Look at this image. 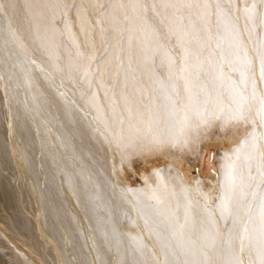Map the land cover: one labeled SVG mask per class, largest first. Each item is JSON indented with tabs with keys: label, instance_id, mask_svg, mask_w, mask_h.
I'll return each mask as SVG.
<instances>
[{
	"label": "bare ground",
	"instance_id": "bare-ground-1",
	"mask_svg": "<svg viewBox=\"0 0 264 264\" xmlns=\"http://www.w3.org/2000/svg\"><path fill=\"white\" fill-rule=\"evenodd\" d=\"M262 73L264 0H0V264H264Z\"/></svg>",
	"mask_w": 264,
	"mask_h": 264
},
{
	"label": "rangeland",
	"instance_id": "rangeland-1",
	"mask_svg": "<svg viewBox=\"0 0 264 264\" xmlns=\"http://www.w3.org/2000/svg\"><path fill=\"white\" fill-rule=\"evenodd\" d=\"M213 144L207 147H200L199 152L193 156H191L188 159V163H193L196 165V169L192 171V175L195 177H199L201 179H207L208 177H211L209 174V168L212 167V169L215 171V165H216V157L219 156L223 150L216 149ZM207 149V150H206ZM209 151V152H208ZM205 156V157H204ZM148 161L152 162L153 159H147ZM144 161L137 159L134 163L135 169H140ZM151 168V167H150ZM202 168V171H200ZM152 169V168H151ZM150 169V170H151ZM149 170V169H148ZM131 171H133L131 169ZM213 177V175H212ZM137 183H141V179H136Z\"/></svg>",
	"mask_w": 264,
	"mask_h": 264
},
{
	"label": "snow or ice",
	"instance_id": "snow-or-ice-1",
	"mask_svg": "<svg viewBox=\"0 0 264 264\" xmlns=\"http://www.w3.org/2000/svg\"><path fill=\"white\" fill-rule=\"evenodd\" d=\"M262 74H264V73H262Z\"/></svg>",
	"mask_w": 264,
	"mask_h": 264
}]
</instances>
